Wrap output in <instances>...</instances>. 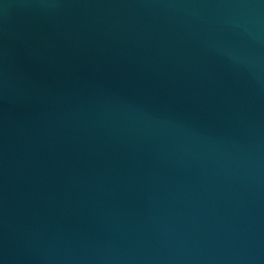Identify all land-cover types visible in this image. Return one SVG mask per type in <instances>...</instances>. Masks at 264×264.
Segmentation results:
<instances>
[{
	"label": "water",
	"instance_id": "1",
	"mask_svg": "<svg viewBox=\"0 0 264 264\" xmlns=\"http://www.w3.org/2000/svg\"><path fill=\"white\" fill-rule=\"evenodd\" d=\"M0 264H264V0H0Z\"/></svg>",
	"mask_w": 264,
	"mask_h": 264
}]
</instances>
